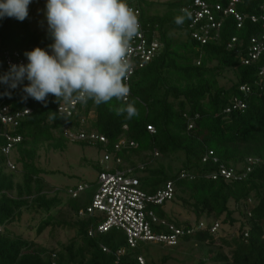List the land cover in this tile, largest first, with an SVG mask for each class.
<instances>
[{
	"label": "trees",
	"instance_id": "obj_1",
	"mask_svg": "<svg viewBox=\"0 0 264 264\" xmlns=\"http://www.w3.org/2000/svg\"><path fill=\"white\" fill-rule=\"evenodd\" d=\"M189 1H128L141 8L147 34L158 37L164 46L162 54L136 70L130 80L127 101H135L139 112L130 120L126 114L117 116L114 111L124 101L97 106L89 100L71 117L58 114L59 103L52 95L46 103L25 99L23 87L27 80L14 89L0 83V107L8 105L13 112L31 110L10 131L22 138L10 154L14 170L7 165L10 156L2 151L7 144V129L0 121V264H116L117 251L122 248L125 252L121 264H139L140 255L147 264H157L145 253L144 247L150 244L139 242L130 248L120 228L89 235L105 216L99 211L79 214L91 204L96 181L76 198L68 193L71 187L58 188L46 181L39 163L41 149L58 150L71 142L63 129L78 126L81 116L88 119L89 130L103 133L108 142L74 143L95 146L104 154L119 156L125 164L134 165L141 189L149 194L172 182L174 196L170 201L192 214L194 221L182 222L166 215L162 209L166 202L152 206L158 216L185 230L205 222L206 228L185 234L172 247L197 244L205 252L198 264H264V84L259 79L264 52L250 64L241 62L249 58L252 36L261 39L264 33V0H241L237 8L245 16L241 26L233 16L216 13L222 19L220 35L206 44L192 36L193 17L187 15L183 24L175 23L177 16L185 14L181 8ZM207 1L212 5L222 3L223 7L228 4L227 0ZM251 16L258 21L253 22ZM52 43L48 25L42 30L32 29L29 16L24 21L0 19L3 65L5 50H17L25 56L35 47L51 52ZM228 72L235 78L225 86L221 79ZM242 86L248 90H242ZM151 124L155 133L147 129ZM123 138L128 141L116 152L114 145ZM173 160L179 165L174 167ZM138 164L144 166L136 168ZM220 165L232 169L234 177L226 180L220 174ZM103 170L105 166L99 163L98 173ZM182 172L194 178H182ZM214 173L218 175L215 179L211 177ZM26 214L38 220V236L55 228L73 235L52 247L17 235L9 226ZM216 221L221 226L212 232ZM225 226L237 229L228 234L222 232ZM161 230L167 232L164 226ZM217 233L222 235L218 237ZM170 258L163 257V262Z\"/></svg>",
	"mask_w": 264,
	"mask_h": 264
},
{
	"label": "clouds",
	"instance_id": "obj_2",
	"mask_svg": "<svg viewBox=\"0 0 264 264\" xmlns=\"http://www.w3.org/2000/svg\"><path fill=\"white\" fill-rule=\"evenodd\" d=\"M32 0H0V19L24 21ZM177 16L183 24L189 15ZM48 33L53 40L51 53L35 47L25 53L26 65H11L0 83L16 88L24 80L26 97L46 103L49 95L64 104L97 106L124 101L114 108L117 116L132 119L139 115L135 101L128 102L126 83L133 70L131 43L140 35L135 10L127 0H46ZM55 114V113H53Z\"/></svg>",
	"mask_w": 264,
	"mask_h": 264
},
{
	"label": "built area",
	"instance_id": "obj_3",
	"mask_svg": "<svg viewBox=\"0 0 264 264\" xmlns=\"http://www.w3.org/2000/svg\"><path fill=\"white\" fill-rule=\"evenodd\" d=\"M227 6L223 7L222 3L210 4L207 0H191L186 3L182 10H186L192 19L190 28L194 39L201 44H206L211 40L219 38V30L222 26V19H218L216 13L223 16H233L238 26H241L245 16L238 11V5L241 0H227ZM131 6L139 20L140 35L135 38L131 43L130 59L133 64V70L129 74L126 83L130 87V80L136 70L143 68L148 62L155 57L162 54L163 43L158 37H150L142 20V10L134 3L127 1ZM264 9V4L262 6ZM184 12V11H182ZM264 19V18H262ZM253 22H257L256 16H251ZM264 33L261 39L252 36L249 47V58L244 59V64H250L253 60H257L261 53L264 52ZM235 40V39H233ZM4 67L9 71L11 65H26L28 63L27 57L22 55L17 50H5L3 52ZM259 79L261 84H264V68L259 70ZM242 90L248 88L242 86ZM131 95V94H130ZM129 97V96H128ZM84 106L81 103L64 104L60 103L57 107L59 115L71 116L77 114L79 107ZM30 109H24L13 112L8 105L0 107V121L7 129L5 136L7 144L3 147L5 155L10 156L8 160V168L14 170L16 165L11 158L15 149V144L21 141V136L13 135L10 133L15 126L18 125L20 118L29 114ZM92 112L89 117H92ZM80 124L76 127L66 126L63 133L71 142H86L91 145L107 143L108 139L103 133L95 130H89L87 127L88 119L81 116ZM151 133H155L156 129L151 124L147 126ZM127 139L123 138L114 145L115 151L119 152L127 143ZM130 145L134 146L135 143L131 142ZM11 154V155H10ZM155 155H158L155 153ZM105 166V170L97 175L96 188L92 197L91 204L87 207L86 211H80V216L92 215L96 211L103 213L104 220L89 231V235L93 236L96 233H105L112 228H120L125 232L126 241L130 248H134L139 242L148 244H163L165 246L177 245L185 234H193L199 229L206 228L205 222L201 221L198 226H191L188 229L177 227L175 224L168 222L162 217L158 216L152 209L153 205L162 206L165 202L172 200L174 196V185L172 182H167L163 188H160L156 193L149 194L141 189L140 180L134 173L135 167L125 164L121 157L112 156L110 153H105L103 159L100 161ZM144 164H138L136 168H142ZM220 174L227 180L234 177L232 169H227L226 166L220 165ZM208 176V175H207ZM182 178L193 179L194 175L182 172ZM212 178H217V174H211ZM89 184H79L75 188L68 190V193L73 198L80 195L81 192L88 188ZM167 228V232H162L161 228ZM221 226L219 221H216L211 227L212 232H216ZM104 251H108L103 247ZM125 249L122 248L117 251V262L121 264V256L124 254ZM139 264H147L144 256L137 257Z\"/></svg>",
	"mask_w": 264,
	"mask_h": 264
},
{
	"label": "rangeland",
	"instance_id": "obj_4",
	"mask_svg": "<svg viewBox=\"0 0 264 264\" xmlns=\"http://www.w3.org/2000/svg\"><path fill=\"white\" fill-rule=\"evenodd\" d=\"M129 1V0H127ZM164 1V0H162ZM46 0H32L29 5V18L32 29L42 30L47 26L46 20ZM51 53V52H50ZM4 65L0 61V72L6 73ZM234 74L227 73V77L221 79V84L227 86L233 80ZM104 152L95 146L82 145L74 142H67L58 150L46 149L40 151V165L45 170V179L48 183L58 188H69L79 184L93 183L97 179L98 166L103 159ZM174 167L178 162L173 160ZM163 207V208H162ZM161 208L166 215L183 221H194V216L183 210L179 205L168 201ZM238 216V215H237ZM243 220V216H240ZM38 220L35 216L24 215L20 222L13 223L9 227L17 235H22L26 239H30L46 246H56L57 242H67L73 233H67L60 228L47 229L45 233L38 236L36 233ZM222 232L230 234L237 226L226 227ZM237 234V231L235 232ZM217 233V236H221ZM197 244L182 243L177 247L150 244L144 247L145 253H149V261H155L157 264H198L199 260L205 258V252L199 250ZM150 250V251H149ZM170 255L171 258L163 262V257ZM152 259V260H151ZM151 264V262H149ZM208 264H220L219 262Z\"/></svg>",
	"mask_w": 264,
	"mask_h": 264
}]
</instances>
